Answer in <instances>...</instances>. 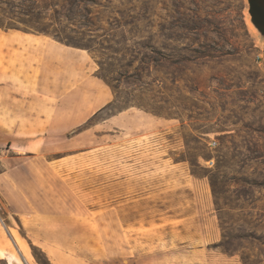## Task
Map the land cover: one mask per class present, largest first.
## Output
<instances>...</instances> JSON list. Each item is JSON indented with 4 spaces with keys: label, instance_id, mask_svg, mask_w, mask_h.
<instances>
[{
    "label": "rangeland",
    "instance_id": "rangeland-1",
    "mask_svg": "<svg viewBox=\"0 0 264 264\" xmlns=\"http://www.w3.org/2000/svg\"><path fill=\"white\" fill-rule=\"evenodd\" d=\"M243 9L242 0H0V25L91 47L95 75L114 88L103 112L64 134L0 122V172L22 157L61 202L59 218H43L15 215L0 197V259L264 264V71L254 63L264 48Z\"/></svg>",
    "mask_w": 264,
    "mask_h": 264
},
{
    "label": "crops",
    "instance_id": "crops-1",
    "mask_svg": "<svg viewBox=\"0 0 264 264\" xmlns=\"http://www.w3.org/2000/svg\"><path fill=\"white\" fill-rule=\"evenodd\" d=\"M95 71L93 57L85 49L21 27L0 28V122H20L18 127L26 134L44 130L56 136L70 131L113 101L112 91ZM40 121L43 125L36 124ZM16 135L17 130L10 132L11 137ZM36 142L33 151L43 148L39 139L31 144ZM50 142L45 149H54ZM21 159L6 161L0 172L1 200L15 215L36 211L43 218H59L60 199L53 190L45 191V180L37 173L26 174ZM1 231L6 234L0 221ZM0 263L7 264L3 259Z\"/></svg>",
    "mask_w": 264,
    "mask_h": 264
},
{
    "label": "water",
    "instance_id": "water-1",
    "mask_svg": "<svg viewBox=\"0 0 264 264\" xmlns=\"http://www.w3.org/2000/svg\"><path fill=\"white\" fill-rule=\"evenodd\" d=\"M244 16L249 33L257 47L264 48V0H242ZM22 261L25 263L23 257ZM26 264V263H25Z\"/></svg>",
    "mask_w": 264,
    "mask_h": 264
},
{
    "label": "trees",
    "instance_id": "trees-1",
    "mask_svg": "<svg viewBox=\"0 0 264 264\" xmlns=\"http://www.w3.org/2000/svg\"><path fill=\"white\" fill-rule=\"evenodd\" d=\"M23 26L25 27L24 29H28V30H32V31H35V32H38V33L46 34V35L52 37L53 39H55L56 41H59V42L64 43V44H66V45H71L70 43H65V41H63V40H62L58 35H56V34H49V33L46 32L45 30H37V29L33 30L32 27L29 26V25H27V24H24ZM0 28L5 29V28H17V27H15V26H3V25H0ZM75 47H79V48L85 49V50H87L90 54H91V52H92L91 47H87V46H84V47L75 46ZM103 80L105 81L104 78H103ZM105 83L110 87L111 91L113 92V91H114V88H113L111 85H109L106 81H105ZM42 256H43V260H42V261H38V264H51V263L49 262V260L47 259V257H46L44 254H43Z\"/></svg>",
    "mask_w": 264,
    "mask_h": 264
},
{
    "label": "built area",
    "instance_id": "built-area-1",
    "mask_svg": "<svg viewBox=\"0 0 264 264\" xmlns=\"http://www.w3.org/2000/svg\"><path fill=\"white\" fill-rule=\"evenodd\" d=\"M254 63L260 70L264 71V54L256 53L254 57ZM215 144V141H213L210 145L214 146Z\"/></svg>",
    "mask_w": 264,
    "mask_h": 264
},
{
    "label": "bare ground",
    "instance_id": "bare-ground-1",
    "mask_svg": "<svg viewBox=\"0 0 264 264\" xmlns=\"http://www.w3.org/2000/svg\"><path fill=\"white\" fill-rule=\"evenodd\" d=\"M24 260H25V263H26V264H28V262H27V260H26V258H25V257H24Z\"/></svg>",
    "mask_w": 264,
    "mask_h": 264
}]
</instances>
